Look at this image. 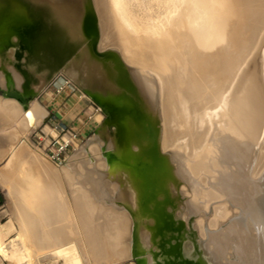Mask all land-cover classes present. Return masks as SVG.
Wrapping results in <instances>:
<instances>
[{
  "label": "bare ground",
  "instance_id": "obj_1",
  "mask_svg": "<svg viewBox=\"0 0 264 264\" xmlns=\"http://www.w3.org/2000/svg\"><path fill=\"white\" fill-rule=\"evenodd\" d=\"M23 1L43 29L29 36L25 50L15 36L17 45L0 57V87L7 90L9 76L23 92L29 77L42 99L25 104L0 95V110L16 121L21 117L17 140L3 133L0 118V147L12 156L8 164L30 152L42 175L17 186L19 176L10 181V169H0L13 226L0 222L1 259L116 264L136 260L138 252L139 264H162L166 257L155 256L162 247L155 229L165 210L173 211V224L182 223L183 230L173 228L186 239L178 243L177 258L264 264V141L257 147L264 124V0ZM89 9L102 34L97 48L87 32ZM90 27L95 36L97 27ZM69 82L80 98L117 109L124 103L129 110L117 117L120 142L101 124L100 113L93 136L58 165L74 179L57 181L50 176L52 161L31 135L49 115L48 88ZM43 130L56 133L52 126ZM111 153L117 156L112 163ZM135 164L149 165L156 183L152 197L144 195ZM195 194L210 203L223 200L214 206L216 216L237 210L221 233L206 240L196 236L193 219L197 209L211 205L197 208Z\"/></svg>",
  "mask_w": 264,
  "mask_h": 264
},
{
  "label": "rangeland",
  "instance_id": "obj_2",
  "mask_svg": "<svg viewBox=\"0 0 264 264\" xmlns=\"http://www.w3.org/2000/svg\"><path fill=\"white\" fill-rule=\"evenodd\" d=\"M2 11V12H1ZM0 11V13L1 14H3V7H2V10ZM87 14H91L92 16H93V19H91V21L93 22V27H97V33H96V38L95 39H92L93 40V45H94V47L95 48H97V47H99V45H100V41L102 40V34H101V32H100V30L98 29L99 27H98V22H99V20H98V17H95L94 18V12L92 11V10H88L87 11ZM86 14V15H87ZM3 37H5V36H3V34L2 35H0V39L2 40L3 39ZM16 39L17 38H15V37H12V40L14 41V42H17L16 41ZM21 41V40H20ZM3 44V42H0V45H2ZM20 44L24 47L23 48V50H25V49H27V47L29 46V40H28V42L26 43V44H23V43H21L20 42ZM114 46V45H113ZM113 46H111L112 48H113ZM15 47V46H14ZM110 47V49H112ZM115 48L114 49H112V50H116V48H117V46L115 45L114 46ZM11 48H13V47H11ZM10 48V49H11ZM10 49H8L7 51H5V53H3V52H0V57H5L8 53H9V51H10ZM25 83V85L27 84V86H28V82H29V77H26V79H25V81H24ZM27 89H28V87H27ZM47 92L51 95V96H53V95H56L57 96V98H64V102L65 103H67V102H70L69 104V107H68V105L66 106V105H61L62 107H64V108H67V111L68 110H71V119H67V120H65V119H62V118H60V117H58L57 116V114L56 113H52V114H49L42 122H41V124H40V126H39V128L41 129H45L46 127L47 128H51V126L49 125V124H52V123H54V122H64L65 124H69L71 127H74V128H76L77 130H80L82 133H83V135H84V141H83V143H81V144H79V146H82L85 142H87L92 136H93V134L95 133V131H96V129L98 128V126H99V122L97 121V116L100 114V113H102L103 115H104V117H103V119H102V122H101V124L102 123H107L106 125H107V129H108V133H109V135L111 136V134H112V132L114 131L115 132V134H116V137H117V140H118V142H120L121 141V136L118 134L119 132V130H117L115 127H116V123H117V117H118V115H121V114H123V113H126V112H128V110H129V107L127 106V105H124V103L123 104H117V105H119L120 106V108L119 109H111L110 107H108L107 105H105L104 103H102L101 104V107L96 103V102H94V101H91V100H88V99H86V98H80L79 96H80V92L77 90V88H76V86L74 85V84H72L71 82H69V83H66L65 85H62L60 88H58V87H56L55 88V86H53V85H51L50 86V88H48V90H47ZM0 95H2V94H0ZM36 97H38L39 99H42V95H40V93H38L36 96H34V98H36ZM33 98V99H34ZM15 101L16 102H18V103H20V101L19 100H17V99H15ZM46 103V102H45ZM66 106V107H65ZM98 108H100V110H96L95 111V109H98ZM2 113H0V118H1V120H2V122L4 123V128L2 127V130H5V131H3V133H6V134H10V136H11V138L12 139H14V140H17V137L15 138V136H18V134H19V130H20V128H21V117H19V120H20V122H19V120H18V118H17V121H16V119L15 118H13V115L12 114H10V113H7V112H5V110H0ZM5 112V113H4ZM9 115H7V114ZM89 115H91V116H93V118L92 119H89ZM2 118H4V119H2ZM11 118H12V120H14L15 119V121H12L11 120ZM8 120H9V122H8ZM11 120V121H10ZM104 121V122H103ZM7 122L9 123V124H7ZM15 122H17V125L18 126H16V128L18 129H16L15 128V126L13 125V124H15ZM47 122V123H46ZM20 123V124H19ZM13 126H12V125ZM114 124H115V126H114ZM8 126V127H7ZM12 127V128H11ZM14 127V128H13ZM9 131V132H8ZM13 131V132H12ZM44 131V130H43ZM263 131H264V124H263V127H262V133H261V136H263V137H260V139H261V141H259L257 144V147H259L261 144H263V141H264V133H263ZM16 133H18V134H16ZM16 134V135H15ZM172 146V145H171ZM262 146V145H261ZM260 146V147H261ZM16 148H18L17 146H15ZM259 147V148H260ZM172 147H170V149H171ZM176 151V150H175ZM170 153L171 154H173L174 152H173V150L172 151H170ZM5 155V154H7V157H6V155L4 156V158H3V156L2 155ZM9 155V156H8ZM23 155H24V157H23ZM23 155H21V156H19V154H18V156H19V159H17V157H15L16 158V160L17 161H14L15 163H13V162H11V164H8V163H6L7 162V160L6 159H8L9 157L10 158H12V156H10V153L6 150V147L3 145V147H0V169H2L3 167H5V169H10V173H8L7 171H5V179H11L10 181H12V178L16 175V176H19V178H18V183L16 182L17 181V178H16V181H14L13 180V183H15L17 186H20L22 183H24L26 180H25V178H32V179H36L38 176H41L42 174H40V173H38L37 172V170L35 169L36 168V163L34 162V158L32 157V155H31V153L30 152H28L27 154H23ZM23 159H22V158ZM9 158V159H10ZM26 158L27 159H30V160H26ZM9 159H8V162H9ZM21 159V160H20ZM11 160V159H10ZM13 160H15L14 158H13ZM19 160V161H18ZM33 160V161H32ZM6 161V162H5ZM29 161V162H28ZM17 162H18V164L19 165H17ZM23 163V166H21V164L20 163ZM27 163V164H25V163ZM6 163V164H5ZM13 163V164H12ZM31 163V164H30ZM3 164H5V166H1V165H3ZM24 164H25V166H28V167H25L24 166ZM8 165V166H7ZM33 166V169H32V167L30 168V166ZM34 165H36V166H34ZM48 165H49V168H50V170H49V172H50V176H51V174H52V176H51V178L53 179V180H57V181H61V180H73L74 178H72V175L71 174H69V173H61V172H59L58 171V165L56 166V164L54 163L53 164V162H50V163H48ZM6 166H7V168H6ZM10 166V167H9ZM14 166V167H13ZM21 166V167H20ZM26 168L25 169V171L23 170L24 168ZM12 168H14V170H12ZM15 168H16V170H15ZM27 168L29 169V170H31V173H32V175H30V172H29V170H27ZM12 170V171H11ZM134 170L136 171V174L138 175V176H142L141 177V179L143 178V184L145 183V188H147L146 190H145V188L143 189L144 191H143V193H144V195H146V197H152L153 195H154V193H155V187H156V183H155V181L154 180H152V178L149 176V175H151V170H150V167H149V165H147V164H135V167H134ZM14 171V172H13ZM26 171H28V173H29V176H28V173H26ZM34 171V172H33ZM35 171H36V173H35ZM24 172V173H23ZM52 172V173H51ZM12 176H11V175ZM34 175V176H33ZM202 175L203 174H201L200 176H199V178L201 179L202 178ZM61 176V177H60ZM54 177V178H53ZM146 178V179H145ZM22 180V181H21ZM202 183H204L205 185L204 186H206V183H205V181L204 182H202ZM147 185H148V187H147ZM2 185L0 184V187H1ZM151 187V188H150ZM5 188V189H4ZM204 188V187H203ZM1 189L3 190V195H4V203L5 204H7V206H5V208L4 209H6L5 210V212L3 213V215H6L4 218H3V221H2V223H3V225H5V229H8V227L10 228L11 226H12V222H11V217H10V215H9V213H10V209H9V191H8V188L6 187V186H2L1 187ZM150 189H151V191H150ZM198 196V197H197ZM206 196L205 195H201V194H195L194 195V200H195V203H197L196 205H197V208H198V205L199 204H201V203H203V204H205L204 206H206V205H208L210 202H211V200L209 201L207 198H205ZM8 198V199H7ZM204 198V199H203ZM203 199V200H202ZM205 200V201H204ZM217 201L216 202H212V203H210V205H211V210L210 209H207L208 208V206L206 207V209H197V211H195V213H194V219H193V224H194V229H195V234H196V236L197 237H199V239H200V237H201V240L202 239H204V240H206V238H207V236L209 235V234H211V233H221L222 232V230L224 229V228H226V225L229 223V221H231L232 220V218L233 217H231L230 215L233 213H235L237 210H236V207L234 208V207H231L230 206V204H228L227 202H225V204H227V205H229L230 207H231V211H233L232 213H231V211H229V215L228 216H226V217H222V216H220V218H219V216H216V208L219 206V205H221L222 203H224L223 202V200H221V199H216ZM220 200V201H219ZM198 201V202H197ZM222 201V202H221ZM201 202V203H200ZM208 202V203H207ZM219 202V203H218ZM199 203V204H198ZM214 203V204H213ZM217 204V205H216ZM214 206H217L216 208L214 207ZM230 207H229V210H230ZM219 208V207H218ZM232 208L233 209H235V210H232ZM7 209H8V211H7ZM204 212H203V211ZM207 210V211H206ZM208 210H210V211H208ZM202 212L206 215H203L202 214ZM207 214H206V213ZM162 213H163V216H162V220H159V228L157 229H155V233H157L158 234V236H156V238L155 239H159L158 240V243H161V245H162V247H159L158 249H156L155 250V256H157V259L160 261V259H162V257L163 258H165L166 257V260L165 261H162V264H170L173 260H175L176 262H177V258H175V256H173V255H169V254H167V252H166V250L168 249V248H173V247H175V246H177L178 247V243H179V241L180 242H182V241H185L186 239H184L183 237H182V235H181V233H182V230H183V228H182V223L179 221V222H176L175 224H173V222H175V218H174V214H173V211H165V210H163L162 211ZM172 215V216H171ZM208 215V216H207ZM210 215V216H209ZM215 216L216 218H219L218 219V221L216 222V223H214L213 224V219L212 218H214L215 219V217H213V216ZM230 216V217H229ZM198 217H200V219H198ZM211 217V218H210ZM222 217V218H221ZM198 219V220H197ZM204 220V222H203V220ZM222 219H224L223 220V222H222ZM225 219H226V221H225ZM201 221H202V223H201ZM211 221V222H210ZM197 222V223H196ZM202 224V227H200L201 225H200V223ZM197 225H196V224ZM205 226V227H204ZM217 226V227H216ZM13 227V226H12ZM174 227H181V229L182 230H173V228ZM201 228H202V230H201ZM205 228V229H204ZM203 231V232H202ZM199 232H200V234H199ZM14 233H15V230L13 229V230H11V232L8 234V236H11V237H13L14 236ZM204 234V235H203ZM200 235V236H199ZM205 236V237H204ZM165 250V251H164ZM183 254V253H182ZM230 254V253H229ZM135 257V259L138 261H136V260H133V259H130V260H126V261H124V262H120V263H116V264H125V263H131V264H139V262H141L142 260H143V256H139L138 255V252L136 253V255L134 256ZM186 259L187 257H179V259ZM1 260H3V259H1ZM0 260V261H1ZM3 262H4V264H22L21 262H19V261H16V260H12V262H10L9 260H3ZM2 263V261L0 262V264ZM157 263V262H156ZM155 263V264H156ZM44 264H51V263H49V262H46V263H44ZM59 264H62V262H60Z\"/></svg>",
  "mask_w": 264,
  "mask_h": 264
},
{
  "label": "water",
  "instance_id": "obj_3",
  "mask_svg": "<svg viewBox=\"0 0 264 264\" xmlns=\"http://www.w3.org/2000/svg\"><path fill=\"white\" fill-rule=\"evenodd\" d=\"M22 1L23 0H3V14L0 13V35L3 34V36L5 37H3L2 40L0 39V42H3V44L0 45V52L5 53V51L17 45V43L12 40V37L16 36L19 38V40H21V43L26 44L31 34H34L36 32L39 33L43 29V24L41 20L33 19L30 16L23 14L22 9L20 8ZM91 18L93 19V16L90 14L87 19V32L90 36H92V39H95L96 36H93V30L90 29V25H93ZM24 23L27 25V28L23 30L22 24ZM23 87L24 91H19L14 86V83L11 78L7 76V90H4L0 87V94L9 97H14L22 103L26 104L29 100L33 99L34 96L37 95V91L32 86H30L29 82L28 86L27 84H24ZM104 104L110 107L111 109H116V106L112 103L104 102ZM116 160L117 156L111 153L110 162L112 163ZM166 251L167 253L174 255L175 258H177V256L179 255V250L177 246L173 248H168ZM190 263L191 260L188 259H183V261H177V264Z\"/></svg>",
  "mask_w": 264,
  "mask_h": 264
},
{
  "label": "built area",
  "instance_id": "obj_4",
  "mask_svg": "<svg viewBox=\"0 0 264 264\" xmlns=\"http://www.w3.org/2000/svg\"><path fill=\"white\" fill-rule=\"evenodd\" d=\"M100 108L95 109V111ZM93 116L89 115V119ZM47 123V122H46ZM55 130V134L46 133L43 129L38 128L32 135L33 144L41 149L47 157L56 165H64L68 158L83 143L84 135L80 130L71 127L64 122H54L50 124ZM4 203L3 190L0 187V222L6 215H3L6 209ZM1 259V256H0Z\"/></svg>",
  "mask_w": 264,
  "mask_h": 264
},
{
  "label": "crops",
  "instance_id": "obj_5",
  "mask_svg": "<svg viewBox=\"0 0 264 264\" xmlns=\"http://www.w3.org/2000/svg\"><path fill=\"white\" fill-rule=\"evenodd\" d=\"M70 102L65 103L64 102V98H57L56 95H53L48 98V100H46V107L49 111V114L52 113H56L58 117L65 119V120H69L71 119V110L67 111V108L62 107L61 105H68ZM65 106V107H66ZM47 119V118H46ZM1 131V130H0ZM125 264H131V263H125Z\"/></svg>",
  "mask_w": 264,
  "mask_h": 264
},
{
  "label": "flooded vegetation",
  "instance_id": "obj_6",
  "mask_svg": "<svg viewBox=\"0 0 264 264\" xmlns=\"http://www.w3.org/2000/svg\"><path fill=\"white\" fill-rule=\"evenodd\" d=\"M2 3H3V0H2ZM29 6H28V3L26 2V1H23V3L21 4V6H20V8L22 9V11H23V14H26L27 16H30L31 18H33V19H36L35 17H34V15H33V12H32V10H30L29 8H28ZM27 28V25L24 23V24H22V29L24 30V29H26ZM177 261H183V259H179V258H177Z\"/></svg>",
  "mask_w": 264,
  "mask_h": 264
}]
</instances>
